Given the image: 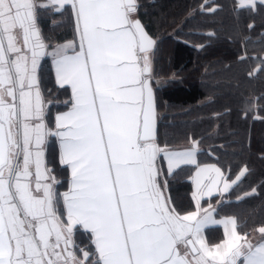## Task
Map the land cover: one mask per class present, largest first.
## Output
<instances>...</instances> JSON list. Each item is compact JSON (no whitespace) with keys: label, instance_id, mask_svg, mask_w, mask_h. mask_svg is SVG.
Returning <instances> with one entry per match:
<instances>
[{"label":"snow or ice","instance_id":"1","mask_svg":"<svg viewBox=\"0 0 264 264\" xmlns=\"http://www.w3.org/2000/svg\"><path fill=\"white\" fill-rule=\"evenodd\" d=\"M225 8L246 13L232 39L250 42L264 0H191L179 15L158 0H0V264H264V215L217 219L252 174L246 148L235 165L208 163L222 125L176 136L167 122L197 111L165 96L191 75L173 70L170 43ZM258 59L248 76L264 74ZM238 198L264 201V182ZM217 224L219 241L206 231Z\"/></svg>","mask_w":264,"mask_h":264},{"label":"trees","instance_id":"2","mask_svg":"<svg viewBox=\"0 0 264 264\" xmlns=\"http://www.w3.org/2000/svg\"><path fill=\"white\" fill-rule=\"evenodd\" d=\"M173 14L179 15L183 6L191 0H158ZM227 3L228 0H220ZM246 13H242L240 20L234 18L233 13L225 8L217 15H201L190 21L185 29L189 35L183 39L187 44L172 41L169 45L174 56L173 70L180 65H186L191 75L184 85L174 88L165 93L166 98L183 104L188 108H196L197 111L191 115L168 114V123L176 127L170 129L176 136L183 132L195 131L205 133L209 130L210 124L215 127L221 124L220 135L225 139L206 140L203 147L209 150L210 154L201 156V159L208 163H214L216 156H222V162H232L235 165L241 159L239 152L241 145L246 148L244 158L251 157L252 174L242 179L239 187L225 194V202L220 219L226 215H236L241 221L251 218L258 222L264 209L261 199H247L241 201L238 197L243 196L246 190L264 182V74L254 72L252 76L247 75L250 68L261 67L258 57H264V20L257 17L254 21L255 30L248 33L252 37L247 44L238 43L232 39L239 30L244 28L243 20ZM215 32L218 38L207 39L209 33ZM210 44L206 51H199L202 45ZM246 49V51H242ZM240 53L250 57L246 63H237ZM231 66V67H230ZM199 69V70H196ZM165 70H168L165 68ZM205 85H211L206 87ZM212 97L210 107H203L200 101L206 96ZM251 99L256 105V111L250 113L251 118L246 122L237 118V110L244 107L247 100ZM220 115V120L214 117ZM236 133V135H232ZM228 140L239 141L238 145L226 147L225 155L220 151H212V147L219 148ZM233 172L236 168L233 166ZM234 178V177H233ZM214 203L216 199L214 198ZM251 222V221H250ZM209 238L219 241L223 238L220 228L207 230Z\"/></svg>","mask_w":264,"mask_h":264},{"label":"crops","instance_id":"3","mask_svg":"<svg viewBox=\"0 0 264 264\" xmlns=\"http://www.w3.org/2000/svg\"><path fill=\"white\" fill-rule=\"evenodd\" d=\"M217 227L220 228V229L222 230V232H223V236H224V228H223V225H222V224L210 225L208 229L217 228ZM208 229H207V230H208ZM207 230H206V231H207Z\"/></svg>","mask_w":264,"mask_h":264}]
</instances>
